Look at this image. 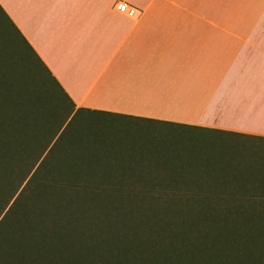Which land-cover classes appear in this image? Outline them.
<instances>
[{
    "label": "trees",
    "instance_id": "trees-1",
    "mask_svg": "<svg viewBox=\"0 0 264 264\" xmlns=\"http://www.w3.org/2000/svg\"><path fill=\"white\" fill-rule=\"evenodd\" d=\"M94 116L264 144L75 109L0 7V264H264V174L133 177L79 144Z\"/></svg>",
    "mask_w": 264,
    "mask_h": 264
},
{
    "label": "crops",
    "instance_id": "crops-1",
    "mask_svg": "<svg viewBox=\"0 0 264 264\" xmlns=\"http://www.w3.org/2000/svg\"><path fill=\"white\" fill-rule=\"evenodd\" d=\"M219 1L221 11L214 0L0 7L75 109L264 138V28L245 27L243 8L260 0Z\"/></svg>",
    "mask_w": 264,
    "mask_h": 264
},
{
    "label": "rangeland",
    "instance_id": "rangeland-1",
    "mask_svg": "<svg viewBox=\"0 0 264 264\" xmlns=\"http://www.w3.org/2000/svg\"><path fill=\"white\" fill-rule=\"evenodd\" d=\"M214 1L209 11L226 8L219 0ZM243 8L245 27L264 28V0L247 2ZM81 121V117H75L69 126L79 134V144L94 148L102 160H120L126 172L136 178L163 175L201 179L210 174L209 167L231 169L241 175L264 174L261 143L100 116Z\"/></svg>",
    "mask_w": 264,
    "mask_h": 264
},
{
    "label": "built area",
    "instance_id": "built-area-1",
    "mask_svg": "<svg viewBox=\"0 0 264 264\" xmlns=\"http://www.w3.org/2000/svg\"><path fill=\"white\" fill-rule=\"evenodd\" d=\"M116 10L120 13H125L129 17H134L135 16V9L132 7H129L126 3H119L116 6Z\"/></svg>",
    "mask_w": 264,
    "mask_h": 264
}]
</instances>
